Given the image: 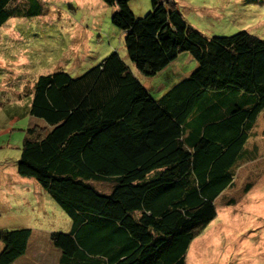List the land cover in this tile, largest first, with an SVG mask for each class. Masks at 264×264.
<instances>
[{"label": "trees", "instance_id": "trees-1", "mask_svg": "<svg viewBox=\"0 0 264 264\" xmlns=\"http://www.w3.org/2000/svg\"><path fill=\"white\" fill-rule=\"evenodd\" d=\"M104 1L116 5L112 21L143 74L183 50L197 66L159 97L116 50L77 76L40 74L23 113L45 124L27 127L17 172L72 219L69 231L50 233L56 264H187L217 197L255 156L248 141L264 110V38L247 30L208 38L161 0L141 16L130 0ZM9 2L0 0V26ZM30 234L0 231V264L23 254Z\"/></svg>", "mask_w": 264, "mask_h": 264}, {"label": "rangeland", "instance_id": "rangeland-1", "mask_svg": "<svg viewBox=\"0 0 264 264\" xmlns=\"http://www.w3.org/2000/svg\"><path fill=\"white\" fill-rule=\"evenodd\" d=\"M156 1L130 0L129 6L141 16ZM161 1L208 38L239 30L264 38V0ZM8 9L12 15L0 26V231L31 229L26 251L11 264H56L61 251L50 233L69 231L72 219L35 178L17 172L27 127L45 124L23 113L34 81L59 70L80 75L116 50L150 94L159 97L197 60L183 50L155 74H143L126 53L125 31L112 21L116 5L104 0H16ZM251 135L248 146L258 144L255 156L238 167L234 184L217 197V214L193 239L187 264H264V110ZM3 246L0 239V251Z\"/></svg>", "mask_w": 264, "mask_h": 264}]
</instances>
